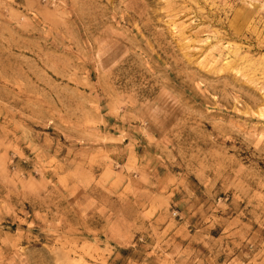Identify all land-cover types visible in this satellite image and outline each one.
I'll list each match as a JSON object with an SVG mask.
<instances>
[{
    "label": "rangeland",
    "instance_id": "obj_1",
    "mask_svg": "<svg viewBox=\"0 0 264 264\" xmlns=\"http://www.w3.org/2000/svg\"><path fill=\"white\" fill-rule=\"evenodd\" d=\"M0 264H264V0H0Z\"/></svg>",
    "mask_w": 264,
    "mask_h": 264
}]
</instances>
